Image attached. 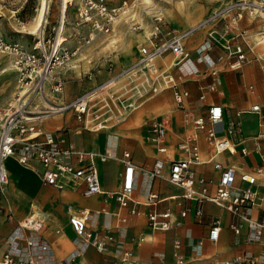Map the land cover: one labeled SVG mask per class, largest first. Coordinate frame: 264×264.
I'll return each mask as SVG.
<instances>
[{
	"label": "crops",
	"instance_id": "obj_1",
	"mask_svg": "<svg viewBox=\"0 0 264 264\" xmlns=\"http://www.w3.org/2000/svg\"><path fill=\"white\" fill-rule=\"evenodd\" d=\"M168 1L172 6L169 12L174 11L185 18L184 23H178L179 26L193 24L198 16L196 14L202 10V5L196 0H174L175 3L173 0ZM177 2H179L178 5ZM68 8L69 5L66 9ZM248 19L247 16L243 20L234 22L220 20L212 30L210 26L205 25L206 27L204 26L201 30L195 31L185 40L188 57L180 63H176L171 53L157 59L160 67L171 68L175 74L184 76V79L177 84L178 89L188 91V95L183 100V106L178 105L174 97V89L169 87L162 89L163 91L156 93L157 95L150 96L152 98L146 101L144 108L135 113V121L132 120L131 123H125V120L110 127L94 129L85 126L84 122L78 120L76 113L71 110L41 120L39 122L41 130L62 129L64 140L59 142L60 147L74 146L101 152L114 151L116 157L98 163L104 192L84 195L81 191L74 190L70 181L65 182L62 188L42 182L35 170L20 164L10 156L7 161L11 159L16 165L15 168H9L6 165L10 175L7 193L13 208V218L0 214V258L6 249V237L16 226V221L36 214L45 220L41 233L51 243L55 258L61 261L75 248V232L70 224V216L81 214L83 211L89 212L87 220L89 229L99 234H113L114 238L108 242L104 250L90 246L68 264H217L234 259L239 254L262 252L263 244L246 241L247 228L239 236L233 232L230 226L238 219L231 212L211 201L199 202L183 198V188L167 178L170 161L186 158L187 152L181 145L192 136L195 137L194 142L199 145L203 159L202 163L195 164L192 168L197 177L205 178L209 194H214L217 190L216 184L222 172L215 166L216 162L222 166L234 165L240 173L252 172L256 167L264 166L260 153H244L241 150L242 134L240 132L230 134L237 143L235 152L223 151L210 159L214 154L213 147L206 140L205 132L196 130L194 124V118L197 116L207 117L209 105L220 104L225 110L226 119L239 122L243 134H254L260 129L259 118L256 115H238L237 112L249 108L254 103H261L264 106V65L260 66L262 71L258 66L254 67L248 63L244 64L246 68L236 70L227 67L226 69L225 66L228 64L226 61H219V56L222 54L215 50L224 46L231 48L245 44V39L241 41L240 38H246L245 34L250 30L248 28L251 20ZM172 28L178 30L175 27ZM209 33L213 38L209 55L216 61L222 81L216 90L206 88L213 81V76L211 68L201 61L197 52L198 46ZM134 37L144 39L141 33L133 35L130 41L124 44L123 49L128 56L130 55L129 45L132 44ZM226 37L229 38L226 39ZM147 41L149 44V37ZM141 44L147 43L139 45ZM6 69L8 68L4 66L2 71ZM46 89L49 87L47 86ZM3 91H5L4 88ZM11 93L12 89L8 87L3 95L10 96ZM62 93V100L75 97L72 92ZM202 94L204 98H201ZM7 102H2L0 108ZM153 118L164 119L167 122L164 142L167 147L166 152H159L158 144L152 140L149 121ZM247 145L252 147V142L249 141ZM124 151H130L136 165L144 169H151L156 158L159 157L165 160V165L163 176L154 179H150L145 172L137 170L132 194L133 201L129 205L121 206L109 192L116 191L121 186L124 166L119 158ZM72 159L76 162L75 157ZM31 163L38 170L43 169L37 159L33 158ZM236 183L240 187L248 185L239 176ZM84 186L83 184L80 189ZM254 188L262 194L261 184L256 183ZM150 193L157 194L161 200L156 204H149L147 197ZM262 201L264 202V198ZM131 206L136 208L135 213H131ZM197 208H201L200 214H196ZM184 209L187 210L185 215L182 214ZM151 210H169L171 212L170 227L166 230L153 228L148 219V213ZM251 212L255 216H260L259 205H256ZM114 213L125 217L126 220L121 221L119 215ZM216 220L220 221L222 228L219 239L212 241L208 236ZM199 237H202L203 243L199 242ZM178 242L181 243L177 244ZM126 250L131 252V256L124 259L122 255Z\"/></svg>",
	"mask_w": 264,
	"mask_h": 264
},
{
	"label": "built area",
	"instance_id": "obj_2",
	"mask_svg": "<svg viewBox=\"0 0 264 264\" xmlns=\"http://www.w3.org/2000/svg\"><path fill=\"white\" fill-rule=\"evenodd\" d=\"M68 2L69 5L76 7L80 23L87 25L88 30L84 40L90 43L99 33L110 34L116 18L132 4L133 0H121L119 3H113L112 0H68ZM238 16L240 17L241 14ZM212 18L213 16L184 31L167 26L162 20L163 17L156 19L149 36L150 43L139 45L137 59L125 71L132 82L144 88L143 93L137 94L138 97L145 93H148L150 97L162 89L172 87L176 102L179 106H183V100L188 95V91L178 89L177 84L184 79V76L175 74L171 68L160 67L157 59L168 53L178 58L176 63L186 59L188 52L185 48V40ZM136 25L140 27V23ZM62 33L63 30L57 27L52 38L47 39V44L44 40L38 39L30 47L19 42L7 41L0 36V51L12 54L20 88L15 100L4 103L0 108V214H5L8 218H13V208L7 193L10 175L6 161L10 156L20 164L35 170L42 182L62 188L65 182L70 181L72 188L81 191L84 195L104 192L98 163L116 157L114 151L101 152L95 149H79L74 146L60 147L59 142L64 140L62 129L44 131L39 127L38 120L69 110L76 113V118L84 122L85 126L87 116H91V120H96L95 126L87 125V127L94 129L120 123L125 114L122 98L130 92V89L110 92L98 98H92V92L78 94L69 100L56 101L46 98L47 86L52 93L64 92L65 78L58 72V68L66 66L77 53V48L70 49L65 41L61 40ZM212 45L213 38L209 33L198 46L197 52L201 61L211 68L213 81L206 88L216 90L222 81L218 74L216 61L209 55ZM231 56L228 54V58ZM245 57V53L239 49L237 58L230 61V66L240 69ZM39 97L45 100L49 107H40ZM201 98H204V94ZM237 114L256 115L259 118L260 129L254 134H243L239 122L226 119L225 110L220 104L209 105L207 117L194 118L196 130L204 131L206 140L213 147L214 154L210 159L223 151L235 152L237 143L230 134L240 132L242 134L241 150L244 153H260L264 164V106L261 103H254L249 108L239 110ZM149 128L152 140L158 144L159 152H166L167 147L164 144L167 130L166 120L153 118L149 121ZM194 140L195 137L192 136L182 143L181 147L187 152V156L170 161L167 178L183 188V198L199 202L211 201L231 212L238 219L230 226L233 232L239 236L247 228L246 241L264 245V202L262 201L264 198V166H258L252 172L242 171L240 173L234 165L222 166L216 162L215 166L222 172L216 184L217 190L214 194H209L205 178L197 177L192 168L193 165L203 162L199 145ZM249 141L252 142V147L247 145ZM73 157L76 158V162L73 161ZM33 158L43 166L42 170L32 165ZM119 160L124 166L122 183L119 189L109 194L113 195L121 206L129 205L133 201L132 194L137 170L145 172L150 179L163 176L165 165L163 158H156L149 170L137 166L130 151H124ZM238 176L248 185L238 186L236 183ZM256 183L263 186L262 194L254 188ZM83 184L84 188L80 189ZM147 198L149 204H156L161 200L155 193H150ZM256 205H259L260 216H255L251 212ZM130 211L135 213L136 208L131 206ZM186 212L187 210L184 209L182 214L185 215ZM195 212L200 214L202 210L197 208ZM88 215L89 212L83 211L81 214L70 216V224L75 232V248L61 261L55 258L51 243L41 233L45 221L43 218L31 214L24 219L17 220L16 226L6 237V249L0 258V264H68L90 246L104 250L114 236L109 233L99 234L89 229L87 227ZM170 217L169 210H151L148 213L149 224L155 229H168L171 224ZM119 218L121 221L126 220L120 215ZM212 225L208 237L212 241H217L222 227L219 220ZM198 240L203 243L202 237ZM129 256L131 252L126 250L122 258L127 259ZM257 262L264 263V248L258 254L243 253L234 259L217 264H255Z\"/></svg>",
	"mask_w": 264,
	"mask_h": 264
},
{
	"label": "rangeland",
	"instance_id": "obj_3",
	"mask_svg": "<svg viewBox=\"0 0 264 264\" xmlns=\"http://www.w3.org/2000/svg\"><path fill=\"white\" fill-rule=\"evenodd\" d=\"M120 1L112 0L113 3H119ZM196 2L202 5V10L196 14L198 16L193 24L187 23L184 26H179L178 23H184L185 18L174 11L173 13L169 12L172 6L168 0H133L126 12L116 18L110 34H97L94 40L86 43L84 36L87 34L88 28L87 25L80 23L74 5L66 9L65 17H63L62 13L60 14L63 6L62 0L50 1L47 23L43 25L39 32H33L37 23L35 16L40 0H0V36L7 41L19 42L26 47H30L38 39L44 40L47 44V39L52 38L55 28L64 21L63 33L60 35V37L63 36L61 40L65 41L70 49L77 48V53L71 58L72 60L66 66L58 68V72L65 78L64 93L66 91L68 93L72 92L77 96L84 92H91L94 89L98 90L101 87L95 94V98H98V96L110 92L130 89V92L122 98V103L125 110L123 121L126 120L125 123H131L132 120L135 121V113L144 108L146 101L152 97H149L148 93L138 97L137 94L143 93L144 88L132 82L125 71L137 59V46L140 43L148 44L147 38L154 22H156V16H162V20L166 22L167 26L175 27L179 31L195 27L211 16L213 18L205 24L210 26L211 30L217 26L220 20L234 22L243 20L248 16V20H251V25L248 28L250 30L245 34L246 38L241 39V37L240 40L245 39L249 43L244 40L245 44L231 48L224 46L215 50L222 54L219 56V61H226V64H228L225 66L226 69L227 67L235 69L230 66V61L237 58L239 49L246 56L241 68H246L244 65L246 63L254 67L258 66L260 69V66L264 65V0H196ZM254 3H257L258 6ZM238 14H241V16L239 17ZM138 23L143 26L137 27L136 24ZM205 25H201L197 30H201ZM141 33H143L144 39L134 37L131 41L132 44L129 45L130 55H126L123 49L124 44L130 41L133 35ZM228 38L226 37V39ZM228 54L232 56L228 58ZM171 58L174 59L172 56ZM175 59L177 61L178 58ZM4 66L8 69L2 71ZM0 72L1 105L4 101L13 102L15 94L20 90L12 54L0 51ZM262 76L261 73V79ZM8 87L12 89V93L10 96H5L3 93L6 92ZM3 88L5 91H3ZM45 95L49 100L61 101L63 93L55 94L46 89ZM38 104L40 107H49V104L40 97L38 98ZM95 122L96 120H91V116H87L86 124L88 126H95ZM143 126L145 127V123H143ZM6 163L9 168H15L16 166L11 159Z\"/></svg>",
	"mask_w": 264,
	"mask_h": 264
},
{
	"label": "bare ground",
	"instance_id": "obj_4",
	"mask_svg": "<svg viewBox=\"0 0 264 264\" xmlns=\"http://www.w3.org/2000/svg\"><path fill=\"white\" fill-rule=\"evenodd\" d=\"M52 0H40V5L38 7V11L37 14L35 16V21L37 22L35 24V30L33 32H39L40 29H42L43 25L45 23H47V13H48V8H49V2ZM64 0H62L63 3ZM174 1V0H173ZM175 3V1L173 2ZM179 2H177L176 4L178 5ZM192 4V3H191ZM255 5H257V3H254ZM69 5V2H67V0L64 1L63 6H62V15L63 17H65V12H66V7ZM71 6V5H69ZM258 6V5H257ZM191 8V7H190ZM256 8V7H255ZM127 10V8L122 12L125 13ZM189 10V9H188ZM121 13V14H122ZM159 17L162 16H156V19H158ZM64 21H62V24L60 26H58L59 28L62 29V27L64 26ZM146 32V31H145ZM146 34V33H145ZM99 90L94 89L92 92V98L95 97V94L98 92ZM99 97V96H98Z\"/></svg>",
	"mask_w": 264,
	"mask_h": 264
}]
</instances>
